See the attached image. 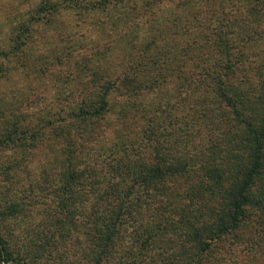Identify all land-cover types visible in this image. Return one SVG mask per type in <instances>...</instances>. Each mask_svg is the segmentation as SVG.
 Returning a JSON list of instances; mask_svg holds the SVG:
<instances>
[{
    "label": "trees",
    "instance_id": "trees-1",
    "mask_svg": "<svg viewBox=\"0 0 264 264\" xmlns=\"http://www.w3.org/2000/svg\"><path fill=\"white\" fill-rule=\"evenodd\" d=\"M185 11L196 54L187 56L189 72L172 74L181 83L174 110L156 116V103L153 118L124 137L126 106L110 158H78L79 140L98 139L110 89L140 96L156 81L96 73L100 84L53 133L60 182L36 227L38 257L71 244L82 246L86 264H234L237 251L264 264V0H190ZM24 258L0 234V264Z\"/></svg>",
    "mask_w": 264,
    "mask_h": 264
},
{
    "label": "rangeland",
    "instance_id": "rangeland-1",
    "mask_svg": "<svg viewBox=\"0 0 264 264\" xmlns=\"http://www.w3.org/2000/svg\"><path fill=\"white\" fill-rule=\"evenodd\" d=\"M188 1L0 0V139L12 134L0 146V234L11 252L26 261L32 256L28 264H86L78 245L57 244L38 257L36 227L53 209L60 182L61 143L53 144L52 135L100 84L93 82L96 73L102 80L134 74L156 81L140 96L110 89L96 124L98 139L79 140L73 147L78 158L94 151L99 160L110 158L124 107L131 123L121 131L124 137L137 135L156 103V116L174 110L181 83L172 74L189 72L187 56L196 54L188 48L195 26L183 19ZM43 5L54 9L43 12ZM235 254L234 264H247L248 257Z\"/></svg>",
    "mask_w": 264,
    "mask_h": 264
}]
</instances>
